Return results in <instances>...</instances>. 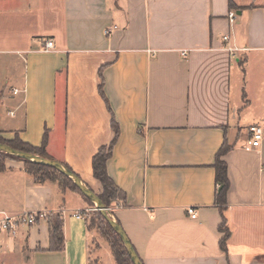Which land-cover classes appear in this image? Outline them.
Returning a JSON list of instances; mask_svg holds the SVG:
<instances>
[{"label": "crops", "instance_id": "0c3cea01", "mask_svg": "<svg viewBox=\"0 0 264 264\" xmlns=\"http://www.w3.org/2000/svg\"><path fill=\"white\" fill-rule=\"evenodd\" d=\"M48 40L54 51H44ZM110 107L120 135L107 168L127 196L113 211L142 263L264 264V141L244 149L248 128L264 129V0H0V137L41 147L46 135L48 155L99 195L92 163L114 138ZM226 141L227 253L214 169ZM88 209L7 160L0 218H49L0 235V264H117L109 245L92 249L87 216L75 217ZM58 214L64 250L50 251Z\"/></svg>", "mask_w": 264, "mask_h": 264}, {"label": "trees", "instance_id": "16d2710c", "mask_svg": "<svg viewBox=\"0 0 264 264\" xmlns=\"http://www.w3.org/2000/svg\"><path fill=\"white\" fill-rule=\"evenodd\" d=\"M230 6L234 8L233 4H231ZM99 90L104 100L107 101L104 93V81L102 79V76L99 85ZM110 112L112 115L111 125L114 132V138L108 146H103L99 149L98 153L93 158L92 166H93L94 178L102 186V192L99 194V197L104 203V205L108 209H110L111 214L115 217V213L113 211L114 208L125 206L127 203V196L126 193H124L116 185L115 181L110 177L108 173V168H107L108 161L112 157L114 146L118 141L120 135V128L112 113L111 107H110ZM0 144L9 145L20 151L28 152L40 156L42 158L54 160L51 156L48 155L46 151V145H47L46 135L44 137V141L41 147H33L27 143H24L23 141L20 140L19 137H16L14 140H6L0 137ZM231 151H232V147L226 141L223 147L218 152L214 164V169L216 172V183L217 185H219V189L216 194L215 205L219 208L222 215V226L220 227V230L222 233H224V236L220 241V246L222 251H224L225 253H227V242L230 238L231 232L225 228L227 221L224 217V212L226 211L228 206L227 196L231 184L228 175V165L224 161V157ZM7 160L22 162L25 165L28 173L32 175L35 181L38 183H44L47 181L55 182L58 183L59 186L64 190L69 189L78 193L86 200L90 208L95 210L94 204L81 193V191L75 186L73 181L69 177L58 172L57 170L50 167H44L41 165L32 164L30 162L22 161L11 155L0 152V173L6 170ZM63 165L69 170H71V168L68 165L64 163ZM84 214L88 218L89 212H85ZM94 216L96 217V220L99 223L100 226L99 228L101 229L104 238L110 244V248L113 252L117 264H134L120 236L118 235L117 232L114 231V229L111 227V225L102 215V213L99 211H95ZM95 222L96 221H94L93 224H95ZM49 224H50V241H51L50 251H63L64 233H63V221L61 219V215L58 214L52 217L51 219H49ZM93 224L89 222L90 229H93L92 228L94 226Z\"/></svg>", "mask_w": 264, "mask_h": 264}, {"label": "built area", "instance_id": "2783aa9c", "mask_svg": "<svg viewBox=\"0 0 264 264\" xmlns=\"http://www.w3.org/2000/svg\"><path fill=\"white\" fill-rule=\"evenodd\" d=\"M235 18H236V14L234 12H231L229 14L230 22H234ZM116 29H117L116 26L113 28H108L105 30L104 34L106 36H109ZM224 40L228 41L229 37L225 36ZM54 49H55L54 41L48 40L45 43L44 51L51 52L54 51ZM228 51H230V53L234 55V53H236L238 49L228 48ZM14 94L15 95L19 94V91L15 90ZM11 115H13V113H11ZM263 141H264V129L259 125H252L248 128V137L245 141L244 149L247 152L257 151L262 146ZM91 210L94 209H88L86 212H90ZM187 213L191 219L195 220L198 218V211L194 207H189L187 209ZM1 216L2 217L0 218V235L5 234L10 237H17L22 228L33 226L38 222L47 220L49 218V215L46 211H28V212L26 211L17 215L1 213ZM75 217L78 219H86V215L84 213H77L75 214Z\"/></svg>", "mask_w": 264, "mask_h": 264}, {"label": "water", "instance_id": "95a60500", "mask_svg": "<svg viewBox=\"0 0 264 264\" xmlns=\"http://www.w3.org/2000/svg\"><path fill=\"white\" fill-rule=\"evenodd\" d=\"M0 152L11 155L17 159L22 161L30 162L32 164L41 165L44 167H50L61 174L69 177L75 186L81 191V193L88 198L95 206V211H99L105 217V219L109 222L111 227L114 229L115 232L118 233L121 240L123 241L130 258L132 259L134 264H143L140 260L138 254L134 246L132 245L130 239L128 238L126 232L124 231L123 227L117 221V219L111 214L110 209H108L102 200L100 199L99 195L94 193L81 179L78 175L74 172L66 168L62 163L56 160H50L46 158H42L40 156L17 150L9 145L0 144Z\"/></svg>", "mask_w": 264, "mask_h": 264}, {"label": "rangeland", "instance_id": "374dc122", "mask_svg": "<svg viewBox=\"0 0 264 264\" xmlns=\"http://www.w3.org/2000/svg\"><path fill=\"white\" fill-rule=\"evenodd\" d=\"M235 94L236 95H238V97H240V99H247L246 97H247V90H246V79H244V81H241V89H240V91L238 92V90H237V93H236V91H235ZM234 94V95H235ZM253 110H250V109H248V110H246L245 112H243V114H242V118H241V124H243L242 126H246V125H244V124H246V120H248V119H250V117H249V114L252 112ZM241 113V112H240ZM239 117H240V115H239V113H238V116H237V122H239ZM90 207V206H89ZM90 209H92V208H90ZM94 212H95V210H91L90 212H89V216H88V220H89V222L90 223H94V221H96L95 222V224H93L94 226L92 227L93 229H94V231H95V238L93 239V243H92V249L94 250L95 248H97V247H99L101 244H105V247H107V249H109V246H110V244H109V242L104 238V235H103V233H102V231H101V229L99 228L100 226H99V223H98V221L96 220V217L94 216ZM109 245V246H108ZM106 250H104L103 249V251L101 252V255H102V257L103 258H105V256H106V252H105ZM105 260V259H104ZM105 262V261H104ZM105 264H106V262H105Z\"/></svg>", "mask_w": 264, "mask_h": 264}]
</instances>
